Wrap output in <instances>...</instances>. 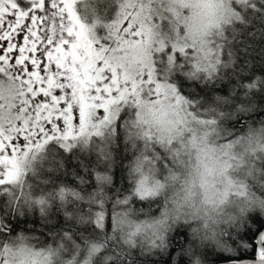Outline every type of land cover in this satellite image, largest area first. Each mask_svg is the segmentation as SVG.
I'll use <instances>...</instances> for the list:
<instances>
[{"label":"trees","instance_id":"trees-1","mask_svg":"<svg viewBox=\"0 0 264 264\" xmlns=\"http://www.w3.org/2000/svg\"><path fill=\"white\" fill-rule=\"evenodd\" d=\"M121 1L109 0L114 8L104 19H114ZM232 4L234 20L215 45L216 66L201 69L191 55L172 48L165 78L202 114L223 96L224 105L237 113L231 126L238 133L264 117V0ZM126 102L106 139L92 137L68 148L58 139L48 141L35 176L26 173L34 180L31 190L21 185L0 196V245L18 235L38 247L64 245L66 253L60 252L71 258L70 264H220L264 258L256 242L264 212L255 209L230 221L210 242L193 240L183 224L164 241L126 230L124 221L142 223L160 205L138 179L145 145L130 123L136 105ZM257 164L264 166V160ZM252 180L264 190V167Z\"/></svg>","mask_w":264,"mask_h":264},{"label":"clouds","instance_id":"clouds-1","mask_svg":"<svg viewBox=\"0 0 264 264\" xmlns=\"http://www.w3.org/2000/svg\"><path fill=\"white\" fill-rule=\"evenodd\" d=\"M226 9L233 13L232 0H122L117 22L110 28L111 43L97 47L121 79L138 80L141 73L152 72L166 85L172 48L191 55L201 69L216 66V42L234 20ZM126 16L139 36L123 31L119 21ZM18 91L12 84L3 86L5 98ZM224 99L221 96L202 114L190 103H176L170 88L162 91L159 103L146 92L139 95L130 122L146 146L137 162L138 179L160 205L142 223L124 221L126 230L164 241L183 224L193 240L210 242L240 215L253 209L264 212V190L252 180L264 167L257 164L264 160V117L234 133L231 121L237 113L224 105ZM252 104L259 107L258 100ZM18 115V109L0 108L5 134L18 125ZM61 259L70 264L71 258L62 256L57 246L38 247L22 235L0 245V264H58Z\"/></svg>","mask_w":264,"mask_h":264},{"label":"snow or ice","instance_id":"snow-or-ice-1","mask_svg":"<svg viewBox=\"0 0 264 264\" xmlns=\"http://www.w3.org/2000/svg\"><path fill=\"white\" fill-rule=\"evenodd\" d=\"M65 4L73 21L67 31L76 39L52 44L41 38L38 20L28 16L17 0H0V72L18 81L23 114L10 135L0 128V168L4 170L0 183L19 179L18 155L27 154L32 146L26 141L34 144L40 137L47 139L51 133L64 129L71 134L75 125L83 132L89 118L100 115L98 110L104 114L132 97H137L133 102H138L139 95L145 92L159 103L162 91L170 88L176 103L185 101L174 85L161 84L152 72L141 73L138 80L121 79L87 36L85 27H77L73 0H65ZM122 24L124 32L139 36L127 16ZM21 33L22 42L17 39ZM57 90L60 94H56ZM74 108L78 124H73Z\"/></svg>","mask_w":264,"mask_h":264},{"label":"rangeland","instance_id":"rangeland-1","mask_svg":"<svg viewBox=\"0 0 264 264\" xmlns=\"http://www.w3.org/2000/svg\"><path fill=\"white\" fill-rule=\"evenodd\" d=\"M26 1L28 0H25L23 3H25ZM59 1H62V3L66 5L65 0H59ZM73 1H79V9H80L82 18L84 19L82 21L83 23H81L80 21L77 27L79 25H83L86 29L87 36L90 38L91 41H94L96 43V46L97 45L107 46L108 43H111L112 34L110 32V28L112 24L117 22V17L119 16L121 12V3L117 7L114 19L113 18L104 19V16H106L105 14H107L110 9L112 10L114 8L110 5L109 0H73ZM19 2L20 1L17 0V3ZM209 2L211 3V0H209ZM28 7H29V10L26 11V14L30 16L31 18H33L34 20H38L37 27L39 29V34H40L41 29L39 25V18L41 16L42 8L37 4H33V5L29 4ZM74 11L77 14V11L76 10ZM225 11H228L230 14L234 15V13H232L231 10L229 9H226ZM124 19L119 21L121 25H123L122 21H124ZM72 25H73V21H71V26ZM22 35L23 34L21 33V35L17 38L21 42H22ZM61 39L64 40V38H59L52 44L59 43ZM75 39L76 37L74 35L70 36V40H75ZM12 71L13 69L10 68L9 72H12ZM41 74L43 75V73ZM16 82L18 81H14L13 79L10 78V76L5 77L4 74L0 76V101H2V103H0V108L6 105L10 111L18 109L19 115L17 116V121H19L23 115L20 112V103H21L22 97L19 94L20 85L19 83H16ZM6 83L12 84L19 91L11 92L9 96L5 98L3 96V86ZM56 94H60L59 90H57ZM126 103L127 102H120L117 105L112 106L110 109L105 110L104 114H103L102 109L98 110V114L100 115H94L90 117L87 124L84 125L83 132L80 131L79 125H75L73 126V130L71 131V134H67L68 129H64L61 131H56V132L51 133L50 135H48L47 139H44V137H40L38 140L35 141L34 144L31 141H26L27 144H30L32 146L30 147L29 150H27V154H25L24 152H21L18 155L17 164H18V168L20 171V177L18 180L10 182V183L11 184L19 183V186L21 185L26 186V188L30 186L29 191L31 190V187L34 185V180L31 177V175L27 177L28 174L26 173L29 172V173L34 174V172L37 171L38 169L37 163L40 162V158L43 152L45 151V147L49 140L58 139L59 143L63 147L68 148L72 144H74V142H77V143L80 142V143L86 144L90 141L92 137L106 139L109 133L112 132L113 121L116 119L118 113L125 107ZM61 106H63V102ZM72 115H73V124H78L79 123L78 112L75 108L73 109ZM59 123L62 126V121ZM15 126L16 124L13 125V127ZM48 127H50V125ZM17 143H19V141ZM36 145H39V146L37 147ZM144 149L146 150V146L144 147ZM0 172H1V175L3 176L4 170L2 168H0ZM33 176H35V174ZM58 249L60 251L63 250L66 253V248L64 245L60 247L58 246ZM62 261L63 259L59 260L58 264H61Z\"/></svg>","mask_w":264,"mask_h":264},{"label":"flooded vegetation","instance_id":"flooded-vegetation-1","mask_svg":"<svg viewBox=\"0 0 264 264\" xmlns=\"http://www.w3.org/2000/svg\"><path fill=\"white\" fill-rule=\"evenodd\" d=\"M18 3L21 8H23L26 11L29 10L28 5L37 4L42 8L41 16L39 18V25L41 29V38L44 40H50L51 43L55 42L59 38H64V40H70V36L68 34L67 29L71 27V17L70 13L66 8V5L62 3V1L59 0H28L25 3H23V0H19ZM26 6V7H24ZM73 10L77 11V18L78 22L84 20L82 18L80 9H79V1H73ZM27 23V21H26ZM4 74L5 77H9V75H6L4 72H0ZM24 176V175H23ZM3 176L0 172V179H2ZM23 178V177H22ZM21 181V180H20ZM20 190L21 186H19V183L11 184L10 182L0 183V196L6 195L9 190Z\"/></svg>","mask_w":264,"mask_h":264},{"label":"water","instance_id":"water-1","mask_svg":"<svg viewBox=\"0 0 264 264\" xmlns=\"http://www.w3.org/2000/svg\"><path fill=\"white\" fill-rule=\"evenodd\" d=\"M262 236H264V229L258 233L256 236V242L259 250L264 255V245L262 242ZM220 264H264V258L261 259H240V260H234V261H225L221 262Z\"/></svg>","mask_w":264,"mask_h":264}]
</instances>
